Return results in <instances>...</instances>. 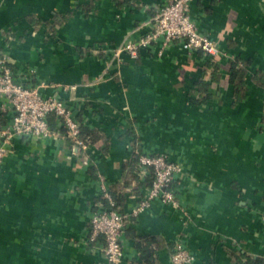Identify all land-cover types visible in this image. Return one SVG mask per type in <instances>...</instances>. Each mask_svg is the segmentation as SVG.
Returning a JSON list of instances; mask_svg holds the SVG:
<instances>
[{
	"label": "crops",
	"instance_id": "obj_1",
	"mask_svg": "<svg viewBox=\"0 0 264 264\" xmlns=\"http://www.w3.org/2000/svg\"><path fill=\"white\" fill-rule=\"evenodd\" d=\"M167 1L0 0V60L98 135L89 166L54 117L55 136L12 142L0 165V264H110L88 242L106 206L100 178L130 219L116 264L142 263L136 236L159 240L154 264H172L177 244L192 264H264V0H190L211 55L177 41L116 55ZM235 58L249 62L241 99L229 82ZM11 117L0 98V131ZM137 148L178 172L174 204L131 216L153 178Z\"/></svg>",
	"mask_w": 264,
	"mask_h": 264
},
{
	"label": "built area",
	"instance_id": "obj_2",
	"mask_svg": "<svg viewBox=\"0 0 264 264\" xmlns=\"http://www.w3.org/2000/svg\"><path fill=\"white\" fill-rule=\"evenodd\" d=\"M190 0H168L158 10L152 30L139 39L138 43H127L115 51L116 55L127 53L137 57L138 48H147L161 43L180 42L187 50H201L211 55L215 43L198 32L189 15ZM0 98L12 111L10 122L0 131V165L16 138L45 139L56 135L50 126V118L58 119L73 148L84 155V164L89 166V144L81 136V124L73 112L60 99L43 97L38 88L27 87L16 81L13 70L0 60ZM138 164L153 175L147 194L132 210L131 216H138L149 208L154 200L174 204L172 181L178 167L165 156H152L135 150ZM100 192L106 204L90 217L88 242L98 246L110 264L120 262L123 256L122 238L129 224V216L116 209L115 202L104 180L100 178ZM193 256L186 248L177 244L171 257L172 264H192Z\"/></svg>",
	"mask_w": 264,
	"mask_h": 264
},
{
	"label": "trees",
	"instance_id": "obj_3",
	"mask_svg": "<svg viewBox=\"0 0 264 264\" xmlns=\"http://www.w3.org/2000/svg\"><path fill=\"white\" fill-rule=\"evenodd\" d=\"M247 65H249V62H244L240 58H235L230 64L229 82L233 85L234 90L238 95V99H241L247 90L245 81ZM205 86L206 85L204 83L200 84V88H203ZM81 136L86 140L88 144L94 143V141L98 138V135L94 131L82 127ZM109 191L115 202L116 209H118L122 213L123 211L120 209V207L122 206L123 199L121 198V196H116L113 191ZM134 241L136 248L141 254V264H154L156 250L160 247L159 240L155 237L150 236H136L134 238Z\"/></svg>",
	"mask_w": 264,
	"mask_h": 264
}]
</instances>
